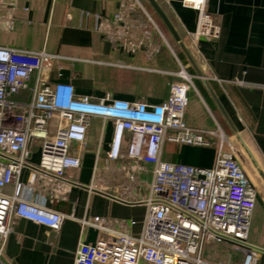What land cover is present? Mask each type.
<instances>
[{
	"label": "crops",
	"instance_id": "crops-1",
	"mask_svg": "<svg viewBox=\"0 0 264 264\" xmlns=\"http://www.w3.org/2000/svg\"><path fill=\"white\" fill-rule=\"evenodd\" d=\"M139 1L143 12L134 0H4L0 11V44L61 56L53 62L47 80L71 82L79 94L102 96L111 91L116 97L136 99L116 90L117 80L124 81L117 78L116 63L141 69L157 67L171 76L170 72L183 65L189 72L191 67L190 73L196 76L186 56L181 58L167 34L161 32L160 37L146 24L145 14L156 25L153 14L159 15L150 3L148 6ZM157 1L264 168V0H208V11L221 32L216 39L200 37L198 45L193 44L191 37L197 27L196 11L185 7L182 0ZM121 9L124 21L117 23L114 17ZM217 78L226 82L220 84ZM194 79L185 111L187 125L206 131L220 127L235 140L202 80L197 76ZM236 80L246 83L232 82ZM169 93L146 100L159 102ZM30 96V91H22L15 99L27 101ZM113 130L112 122L92 119L85 147L80 152L81 166L68 170L64 179L42 176L25 189V197L36 195L46 207L59 210L66 217L58 231L18 218L3 251L7 264H74L81 242L93 244L106 235L95 226L83 227L82 219L101 216L111 228L129 230L134 235L141 232L152 165L125 154L117 160L109 159ZM78 147L74 144L72 151L78 153ZM216 152L215 145L167 141L163 158L211 167ZM246 160L261 191L250 239L264 247V183ZM31 161L39 162L34 149ZM31 176L30 169H23V185L29 184ZM6 190L12 192L14 185H8ZM132 221L136 224L132 225ZM204 258L215 263L243 264V255L230 244L206 245ZM259 264H264V252Z\"/></svg>",
	"mask_w": 264,
	"mask_h": 264
},
{
	"label": "built area",
	"instance_id": "built-area-1",
	"mask_svg": "<svg viewBox=\"0 0 264 264\" xmlns=\"http://www.w3.org/2000/svg\"><path fill=\"white\" fill-rule=\"evenodd\" d=\"M134 1L144 9L139 0ZM182 3L197 13V27L191 34L194 45L200 37L220 36V27L208 11V0ZM3 4L0 0V11ZM123 12L115 14V22L124 21ZM57 58L61 56L0 44V264H7L3 251L18 218L54 231L61 229L64 213L46 207L36 195L28 198L23 193L42 176L64 179L68 170L81 166L80 152L94 118L113 124L109 159L125 154L151 164L152 180L141 232L134 235L111 228L101 216L82 219L83 227L95 226L106 235L93 244L81 242L74 264H229L205 259L208 244H230L243 255V264H259L264 247L251 241L250 230L260 188L233 138L220 127L206 131L185 122L196 76L180 65L173 75L182 80L172 83L169 95L159 102L124 99L111 91L93 96L79 94L71 82L47 80ZM22 91H30L29 100L15 99ZM167 141L215 145L213 166L165 160ZM37 144L41 156L36 164L31 157ZM74 144L79 145L78 153L72 151ZM25 168L32 175L28 185L21 181ZM8 185H14L12 192L6 190Z\"/></svg>",
	"mask_w": 264,
	"mask_h": 264
},
{
	"label": "rangeland",
	"instance_id": "rangeland-1",
	"mask_svg": "<svg viewBox=\"0 0 264 264\" xmlns=\"http://www.w3.org/2000/svg\"><path fill=\"white\" fill-rule=\"evenodd\" d=\"M146 5V0H143ZM140 10L145 11L144 9L140 8ZM154 13V12H153ZM155 17V21H157L154 24L149 17L145 14V22L149 26H152V29L156 31L161 36V32L164 34H167L169 37V41L171 42V45L178 51L179 46L176 44L168 30L165 28V26L162 24V22L158 19L155 14H153ZM168 49V43L166 40H164ZM115 66L117 67L116 75L117 78L123 79L124 81L120 82L117 80V88L116 90L128 93L129 95L135 96L136 99H147V98H161L168 94L170 91V87L172 83L174 82V78L170 77L169 75H166L167 72L163 71L157 67H143L145 69L141 68H133L129 67L123 63H116ZM180 69V68H179ZM176 70L175 72H170V74H174L179 71ZM228 134V133H227ZM230 136V134H228ZM231 137V136H230ZM242 150V149H241ZM35 155L38 156V160H40L41 152H40V146L38 144L34 148ZM246 156V155H245ZM247 158V157H246ZM37 164V163H36ZM186 164V163H183ZM200 167V166H198ZM212 167V166H211Z\"/></svg>",
	"mask_w": 264,
	"mask_h": 264
},
{
	"label": "water",
	"instance_id": "water-1",
	"mask_svg": "<svg viewBox=\"0 0 264 264\" xmlns=\"http://www.w3.org/2000/svg\"><path fill=\"white\" fill-rule=\"evenodd\" d=\"M148 1L152 5V7L156 11V13L159 15V17L162 19V21L164 22V24L166 25L167 29L170 31L172 36L174 37L175 41L177 42V44L181 48L182 52L186 56L188 62L190 63V65L195 70L196 76L202 80L205 87L207 88V90L209 91V93L211 94L213 99L215 100L216 104L218 105L219 109L221 110L222 114L224 115L227 123L229 124V126L231 128L236 142L238 143V145L242 149L243 153L246 155L249 163L253 166L254 170L256 171V173L258 174V176L260 177V179L264 183V168L262 167V165L259 162V160L257 159L255 153L253 152V150L251 149V147L249 146V144L247 143V141L245 140V138L243 137V135L241 134V132L237 128V126L235 125L234 121L231 119L230 115L225 110V108L222 105L219 97L215 93V91L211 85L210 80L203 74L202 70L200 69V67H199L196 59L194 58L193 54L191 53L190 49L188 48V46L184 42L180 33L175 28V26L171 22L170 18L168 17L167 13L163 9V7L160 5V3L157 0H148Z\"/></svg>",
	"mask_w": 264,
	"mask_h": 264
},
{
	"label": "trees",
	"instance_id": "trees-1",
	"mask_svg": "<svg viewBox=\"0 0 264 264\" xmlns=\"http://www.w3.org/2000/svg\"><path fill=\"white\" fill-rule=\"evenodd\" d=\"M147 2V1H146ZM147 4H148V6H149V2H147ZM158 17V19L162 22V20H161V18L159 17V16H157ZM162 24L164 25V23L162 22ZM165 26V25H164ZM165 28H166V26H165ZM167 29V28H166ZM168 30V29H167ZM177 51V50H176ZM177 53H179V55H181V58H183L184 59V54H183V52L180 50V49H178V51H177ZM189 70H190V72H193V70H192V68L190 67L189 68ZM166 75H169V74H166ZM170 77H172V78H174V79H176V81H181L182 79L181 78H179V77H177V76H175V75H169ZM194 80H196V79H194Z\"/></svg>",
	"mask_w": 264,
	"mask_h": 264
}]
</instances>
